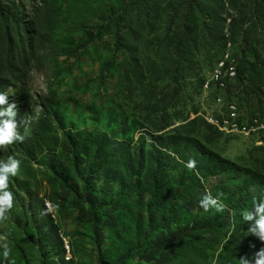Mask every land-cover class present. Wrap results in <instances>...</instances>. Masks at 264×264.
Here are the masks:
<instances>
[{"label": "rangeland", "instance_id": "1", "mask_svg": "<svg viewBox=\"0 0 264 264\" xmlns=\"http://www.w3.org/2000/svg\"><path fill=\"white\" fill-rule=\"evenodd\" d=\"M2 2L25 7V16L36 27L30 45L17 30L10 34L8 64L18 66V75L4 93L7 102L16 105L17 131L24 139L0 147V162L10 156L20 161L17 174L8 179L13 206L0 220V246L9 248L6 264H100L90 225L80 223L71 199L64 201L50 182L52 159L58 170L69 168L60 147L67 131L106 132L128 143L131 155H144L146 173L168 165L175 185L180 158L192 159L196 154L211 162L214 154L227 161L225 168L202 179L204 184L195 186V194L214 197L223 191L216 199L224 205V199L237 190L244 201L235 198L234 202L241 203L243 210H251L253 200H260L255 195L264 190V95L259 90L264 87V73L251 79V67L255 52L264 57V0ZM189 24L193 31L186 28ZM99 27L104 31L88 41L85 30ZM221 61H226V67L233 65L237 76L230 80L221 71L217 83L215 72ZM22 92L29 95L23 111L17 96ZM230 111L234 116L225 122ZM44 115L52 124L30 146L33 130ZM156 148L170 159L156 153ZM24 165L30 170H22ZM256 179L257 186L246 192L247 182ZM70 183L81 188L73 178ZM103 183L96 181V194L102 199L109 201L120 192L117 184H110L112 196L105 197ZM138 199L137 195L127 198L134 215ZM148 199L146 194L144 203ZM45 202L52 224L41 215ZM205 212L197 208L186 219L189 222ZM234 217L216 239L203 235L209 243L189 247L170 264H239L241 257L248 259L239 248L248 242L246 231L252 222ZM134 219H123L111 231L105 225L103 264H155L134 258L147 226L140 222L136 232ZM42 227L62 238L64 254L62 247L47 244Z\"/></svg>", "mask_w": 264, "mask_h": 264}, {"label": "trees", "instance_id": "2", "mask_svg": "<svg viewBox=\"0 0 264 264\" xmlns=\"http://www.w3.org/2000/svg\"><path fill=\"white\" fill-rule=\"evenodd\" d=\"M2 1L0 0V92H4L8 86L12 87L18 75V66L14 65L10 68L8 64L11 32L17 30L18 36L23 37L28 45L33 42L36 35L34 20L25 16V7L4 5ZM186 28L190 31L194 30L192 24ZM104 29L103 27L86 29L85 36L88 41H92ZM253 55L256 61L251 67L253 71L251 79L256 73H264V57L257 52ZM238 75L240 79L241 74L238 73ZM259 90L264 95V87H259ZM17 96L21 110H27L28 93L22 92ZM51 124L52 119L46 115L38 121L32 133L30 146L42 138ZM206 125L217 133H221L217 128ZM60 147L63 156L68 160L69 168L58 170L54 164L55 160L52 159L50 182L59 189L64 201H67V198L71 199L78 212L80 223L86 222L90 225L100 264H103L102 230L106 224L111 231L118 224H123V219L135 218L131 223L138 232L140 222H147L146 230L142 235V244L137 247L134 258L141 262L170 264L185 254L189 247L206 243L203 235L209 234L212 239H216L223 229L232 225L234 216H239L243 210L241 203L234 202L235 198L242 199V195L240 196L237 190H233L231 195L224 199V205L221 204L223 206L221 212L206 211L201 216H195L189 222L187 221L186 215L201 208L199 201L206 194V192L204 195L195 194V186L201 185L202 179L220 174L225 168L227 161L214 154L211 156L213 159L211 162L201 159L196 154L192 159L180 158L177 165L181 168V173L175 185L167 173L168 165L156 166L146 173L144 155L141 152H134L131 155L128 143L112 139L106 132L83 135L78 131H67L63 133ZM160 147L168 150L167 147ZM155 151L163 156L167 155L170 159V155L165 151L158 148ZM45 158H48L47 155ZM87 158H90V162L86 160ZM189 160L195 162L192 169L185 167ZM22 170L28 171L30 168L24 165ZM72 178L81 183L80 189L76 183H70ZM99 180L104 181L101 190L105 197L112 196L108 188L110 184L119 186L118 195L109 201L102 199L96 194V181ZM256 182L257 179L247 182L245 191L249 192L251 188L256 187ZM222 193L223 191L217 192L214 197L220 199ZM146 194L149 195V199L144 203ZM130 195L139 196L138 201L134 203L139 207L135 215L127 207V198ZM262 196H264V190L259 189L255 197L260 199ZM54 203L57 202L54 200ZM140 207L144 208V211ZM41 212L45 213L43 215H46L52 224L53 219L48 208L45 209V203L41 205ZM41 232L48 245L62 247L63 254L65 253L63 240L56 231H47L42 227ZM246 233L248 242L239 248V254L247 255L251 261L259 250L264 249V241L249 230Z\"/></svg>", "mask_w": 264, "mask_h": 264}, {"label": "clouds", "instance_id": "3", "mask_svg": "<svg viewBox=\"0 0 264 264\" xmlns=\"http://www.w3.org/2000/svg\"><path fill=\"white\" fill-rule=\"evenodd\" d=\"M16 115L15 103H8L7 94L0 92V147L23 141L24 137L17 131ZM19 165L20 161L11 156L8 157L7 161L0 162V220L6 219L5 214L13 206V194L8 190V179L10 176L17 174ZM194 166L195 162L192 160L187 161L185 164L188 169H192ZM199 204L205 211L211 208L219 212L223 207L210 194H205ZM47 208L48 203L45 202V209ZM43 214L45 213L42 212L41 215ZM240 215L243 221L252 222L249 232L264 241V196L258 202L254 199L252 209L242 210ZM0 248H2V251H0V264H6L9 257V248L7 245H2ZM239 264H264V249L259 250L251 261L241 257Z\"/></svg>", "mask_w": 264, "mask_h": 264}, {"label": "built area", "instance_id": "4", "mask_svg": "<svg viewBox=\"0 0 264 264\" xmlns=\"http://www.w3.org/2000/svg\"><path fill=\"white\" fill-rule=\"evenodd\" d=\"M219 68H220V70L215 72V79H216L217 83H221V76H220L221 75V71H223V73H225L226 76L229 77L230 80L235 78V76H237L236 73H235V68H234L233 65L229 64L226 67V61H221ZM207 86H208V84H206L205 87L207 88ZM228 116H234V115H232V111L228 112L225 115V122H228ZM238 131H243V132L245 131L246 132L247 130H238ZM227 134H234V133H227ZM65 249H66V247H65ZM67 256H68V250H67Z\"/></svg>", "mask_w": 264, "mask_h": 264}]
</instances>
